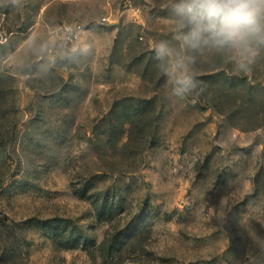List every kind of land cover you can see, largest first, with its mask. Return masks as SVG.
<instances>
[{
	"label": "rangeland",
	"instance_id": "obj_1",
	"mask_svg": "<svg viewBox=\"0 0 264 264\" xmlns=\"http://www.w3.org/2000/svg\"><path fill=\"white\" fill-rule=\"evenodd\" d=\"M177 3L0 0V264H264V46L182 48Z\"/></svg>",
	"mask_w": 264,
	"mask_h": 264
},
{
	"label": "clouds",
	"instance_id": "obj_2",
	"mask_svg": "<svg viewBox=\"0 0 264 264\" xmlns=\"http://www.w3.org/2000/svg\"><path fill=\"white\" fill-rule=\"evenodd\" d=\"M174 11L180 18L174 38L182 48L232 51L239 69L247 70L264 46V0H178ZM154 51L167 60L163 70L174 78L177 94L195 87L184 58L174 57L168 42L161 41Z\"/></svg>",
	"mask_w": 264,
	"mask_h": 264
},
{
	"label": "built area",
	"instance_id": "obj_3",
	"mask_svg": "<svg viewBox=\"0 0 264 264\" xmlns=\"http://www.w3.org/2000/svg\"><path fill=\"white\" fill-rule=\"evenodd\" d=\"M82 30L83 28L80 24H76L74 26H65L62 31V38L67 42L77 41L81 36Z\"/></svg>",
	"mask_w": 264,
	"mask_h": 264
}]
</instances>
